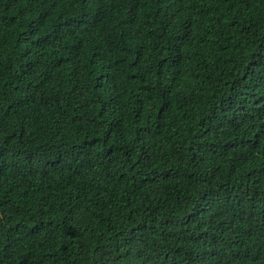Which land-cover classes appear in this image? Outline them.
<instances>
[{"label": "trees", "instance_id": "obj_1", "mask_svg": "<svg viewBox=\"0 0 264 264\" xmlns=\"http://www.w3.org/2000/svg\"><path fill=\"white\" fill-rule=\"evenodd\" d=\"M0 264H264V0H0Z\"/></svg>", "mask_w": 264, "mask_h": 264}]
</instances>
